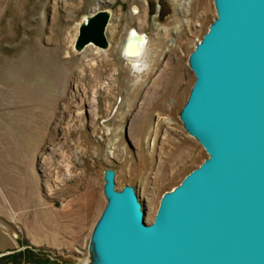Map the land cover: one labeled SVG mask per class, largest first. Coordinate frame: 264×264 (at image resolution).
I'll use <instances>...</instances> for the list:
<instances>
[{"label":"rangeland","instance_id":"374dc122","mask_svg":"<svg viewBox=\"0 0 264 264\" xmlns=\"http://www.w3.org/2000/svg\"><path fill=\"white\" fill-rule=\"evenodd\" d=\"M200 1L0 0V253L11 264L95 263L108 169L117 190L135 188L150 225L208 158L180 119L189 56L217 17L215 0ZM102 9L114 14L109 47L77 51L80 24ZM134 29L147 41L143 71L124 55ZM153 86L162 94L146 100Z\"/></svg>","mask_w":264,"mask_h":264},{"label":"water","instance_id":"95a60500","mask_svg":"<svg viewBox=\"0 0 264 264\" xmlns=\"http://www.w3.org/2000/svg\"><path fill=\"white\" fill-rule=\"evenodd\" d=\"M215 8L189 56L195 81L180 113L208 158L163 195L150 225L135 188L117 190L108 169L95 264H264V0ZM110 19L90 14L75 49H107Z\"/></svg>","mask_w":264,"mask_h":264},{"label":"bare ground","instance_id":"6f19581e","mask_svg":"<svg viewBox=\"0 0 264 264\" xmlns=\"http://www.w3.org/2000/svg\"><path fill=\"white\" fill-rule=\"evenodd\" d=\"M198 5H197V7H196V9H197V11H200L201 9H202V5H201V1L200 0H198ZM184 4H187L186 3V1H184ZM108 11V10H107ZM184 12H185V10H183ZM109 12V11H108ZM109 14H110V12H109ZM111 14L113 15V17H114V14L111 12ZM111 14H110V16H111ZM185 15H188V16H192V12L190 13V14H185ZM113 17H112V19H113ZM111 20V19H110ZM191 22V21H190ZM110 23V22H109ZM180 23H181V21H180ZM183 23H185L184 21H183ZM112 25H113V23H112V20H111V24L109 25V28H108V32H109V29L112 27ZM181 27V26H180ZM165 34H169L170 33V30H169V28L168 27H165ZM128 37H127V40H126V42H125V44H124V46H123V48H124V55L127 57V58H129L130 60H132V64H133V66L135 67V68H137V66H140V67H142V66H144V65H146V62H148L147 60H142V56H143V54H144V52H145V47H146V37L144 36V35H141L140 33H139V31L138 30H136V29H134V30H132L130 33H129V35H127ZM174 48H172V50H173ZM170 54H175V52L174 51H170ZM134 59V60H133ZM94 70L93 71H95L94 72V77H93V82H95V83H99V81H101V78H100V76H102V73H103V71H102V67L101 66H99V67H94L93 68ZM149 94H147V96H146V100L148 99V98H150V97H152L153 95H155V96H159L160 94H162L161 93V90H160V88L159 87H155V86H153L150 90H149V92H148ZM150 100H152V98H150ZM161 100V97L158 99V100H156L155 102H159ZM163 109V110H165V108H166V106H165V104H157V105H154L153 107H152V110L153 109ZM108 122V121H107ZM111 126V125H110ZM88 263V262H87ZM93 263V262H92ZM88 264H91V263H88ZM93 264H95V263H93Z\"/></svg>","mask_w":264,"mask_h":264},{"label":"trees","instance_id":"16d2710c","mask_svg":"<svg viewBox=\"0 0 264 264\" xmlns=\"http://www.w3.org/2000/svg\"><path fill=\"white\" fill-rule=\"evenodd\" d=\"M18 255L26 258V254L20 253ZM14 257L15 256L13 254L12 255H7V256L1 257L0 258V262H2V263L4 262L3 264H11L12 261H13V259H14Z\"/></svg>","mask_w":264,"mask_h":264},{"label":"clouds","instance_id":"9594fccd","mask_svg":"<svg viewBox=\"0 0 264 264\" xmlns=\"http://www.w3.org/2000/svg\"><path fill=\"white\" fill-rule=\"evenodd\" d=\"M144 68H146V65H144V66H142V67H140V66H137V70H139V71H143V70H144Z\"/></svg>","mask_w":264,"mask_h":264}]
</instances>
